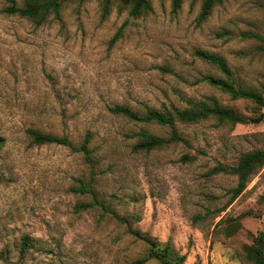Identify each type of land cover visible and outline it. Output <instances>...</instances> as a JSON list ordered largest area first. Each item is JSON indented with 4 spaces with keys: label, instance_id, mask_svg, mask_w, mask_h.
Here are the masks:
<instances>
[{
    "label": "rangeland",
    "instance_id": "obj_1",
    "mask_svg": "<svg viewBox=\"0 0 264 264\" xmlns=\"http://www.w3.org/2000/svg\"><path fill=\"white\" fill-rule=\"evenodd\" d=\"M150 3V12L132 18L115 6L102 17L99 0L69 2L60 20L49 16L38 26L0 12V264L17 263L22 235L32 239L22 264H131L145 246L125 225L168 241L182 264H240L234 247L211 237L216 221L246 212L242 227L264 230V166L220 212L235 177L207 174L243 151L264 148V118L232 127L212 119L177 122L190 148L177 143L143 153L131 151L130 134L165 135L167 128L108 110L113 103L137 111L182 107L185 98L213 95L246 117L264 111L204 82L191 84L200 73L220 75L193 55L198 48L222 55L236 82L264 97V54L236 35L264 36V0H223L199 24V0H182L175 13L170 0ZM5 5L0 0V9ZM221 30L235 35L219 37ZM26 127L64 135L74 145L88 133V160L60 144H31ZM185 152L195 159L180 161ZM77 178L91 180L103 207L73 210L76 201L91 200L69 191Z\"/></svg>",
    "mask_w": 264,
    "mask_h": 264
},
{
    "label": "trees",
    "instance_id": "obj_2",
    "mask_svg": "<svg viewBox=\"0 0 264 264\" xmlns=\"http://www.w3.org/2000/svg\"><path fill=\"white\" fill-rule=\"evenodd\" d=\"M6 5L0 9V12L17 15L30 20L35 26L44 23L49 16L60 20V9L69 2L81 3L85 0H21L16 4L14 0H5ZM223 0H199V10L195 18L196 24L204 21L212 12L215 6L222 3ZM101 16L107 14L112 6L119 10H125L132 17L137 18L146 15L151 10L150 0H99ZM182 3V0H170V11L175 13ZM119 31L113 34L109 43H112L118 36ZM219 37L230 38L235 35L226 30H221L216 34ZM241 39L254 41L253 51L264 54V36L255 31H238L236 33ZM193 55L204 63L213 66L220 75L211 73H200L194 77L191 84L204 82L215 87L222 93L229 96L232 100L242 99L264 108V97L262 90L250 86L242 85L231 76V70L226 59L215 52L202 49H194ZM236 55H243L245 52L236 51ZM160 69L171 72L169 68L160 67ZM185 105L182 107L167 106L160 104L159 107L145 106L142 110L137 111L126 104L113 103L108 110L127 120L138 123H153L158 126L167 128L165 135L150 133L145 129H139L130 134L134 142L130 145L133 152L147 153L152 150L166 147L170 144L180 143L190 148L189 140L178 132L175 124L178 123H195L198 121L212 119L217 124L232 127L239 123H258L264 118V111H256L253 115L244 116L232 106L220 102L213 95H205L201 99L185 98ZM25 135L31 144H60L66 146L73 152H79L88 160L89 135L86 133L83 139L77 144H72L64 135H56L50 132H43L34 127H26ZM3 144V138L0 136V146ZM196 155L185 152L180 155L179 160L190 162L195 159ZM264 166V148H252L241 152L232 163L218 164L207 171L208 175L218 172L228 173L235 177L234 186L230 188V195L226 203L216 209V212L222 211L237 195L245 188L252 176H254ZM75 184L69 187V191L78 194H88L90 201H76L73 205L74 211H83L93 206L103 207V203L98 201L92 195L91 180L84 181L82 178L74 180ZM264 199V193L259 196ZM221 217L216 221L211 237L219 239L222 242L234 247L236 257L240 264H264V230L251 232L242 227L239 220L240 215ZM264 215V209L262 211ZM118 221L125 224L122 217H115ZM125 231L134 239L141 241L144 246L142 255L134 260L131 264H144L149 260L156 261L159 264H182L184 257L179 255L168 241L159 242L154 237L143 234L138 230H133L125 225ZM242 234L245 241L239 240L238 236ZM32 246V239L27 235H22L19 239L17 249L18 261L16 264H22L21 260L25 252Z\"/></svg>",
    "mask_w": 264,
    "mask_h": 264
}]
</instances>
